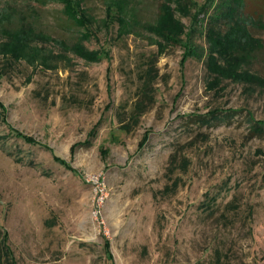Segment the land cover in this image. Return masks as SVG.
Returning <instances> with one entry per match:
<instances>
[{
  "label": "rangeland",
  "instance_id": "obj_1",
  "mask_svg": "<svg viewBox=\"0 0 264 264\" xmlns=\"http://www.w3.org/2000/svg\"><path fill=\"white\" fill-rule=\"evenodd\" d=\"M236 1L0 0L1 264H264V0Z\"/></svg>",
  "mask_w": 264,
  "mask_h": 264
},
{
  "label": "trees",
  "instance_id": "obj_2",
  "mask_svg": "<svg viewBox=\"0 0 264 264\" xmlns=\"http://www.w3.org/2000/svg\"><path fill=\"white\" fill-rule=\"evenodd\" d=\"M242 2V6L244 4V0H238ZM236 0H207V2L200 8V12L203 13V18L205 21H212V20H220V19H227L234 13H238L239 8H241L239 5H237ZM211 9V12L209 11ZM209 12V14H208ZM144 97L147 96L146 93H143ZM134 110V109H133ZM144 112L143 107L139 103H136V110L132 111V117L136 120L137 116ZM228 113L227 112H217L216 114L212 115L211 117L207 118L210 120L213 118L214 120L220 119L221 117H227ZM263 123H257L253 127V131L256 133H262L264 128H263ZM122 128L125 130H130L131 127L127 125H123ZM60 158V157H58ZM0 237H1V231H0ZM109 255V254H108ZM3 256H4V251L2 246L0 245V264L3 261ZM110 256V255H109Z\"/></svg>",
  "mask_w": 264,
  "mask_h": 264
},
{
  "label": "built area",
  "instance_id": "obj_3",
  "mask_svg": "<svg viewBox=\"0 0 264 264\" xmlns=\"http://www.w3.org/2000/svg\"><path fill=\"white\" fill-rule=\"evenodd\" d=\"M103 201H104V193L101 190V193L98 195V197L96 199V206H97V209L95 210L96 213L100 211V207H101Z\"/></svg>",
  "mask_w": 264,
  "mask_h": 264
}]
</instances>
